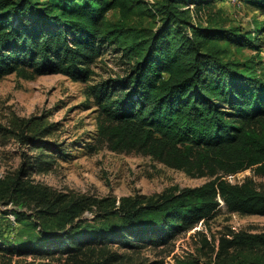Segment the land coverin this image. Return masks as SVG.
Segmentation results:
<instances>
[{"label": "trees", "instance_id": "16d2710c", "mask_svg": "<svg viewBox=\"0 0 264 264\" xmlns=\"http://www.w3.org/2000/svg\"><path fill=\"white\" fill-rule=\"evenodd\" d=\"M215 1L156 0L150 10L143 0H0V80L61 75L86 84L105 48L118 50L128 73L88 88L99 110V142L211 179L122 198L119 206L111 197L60 192L33 179L48 171L56 124L17 118L14 129L0 130L26 152L18 170L0 178V206L13 208L22 228L16 246L0 247V264H125L121 248L165 245L213 220L222 202L229 213L264 217V192L250 178H226L245 171L264 177V62L259 55L225 61L232 47L261 46L252 33L212 16L205 27L194 24L192 13H211ZM245 1L264 16V0ZM145 15L160 24L157 31L129 26ZM88 213L95 218L84 220ZM230 237L220 241L217 264H264V233Z\"/></svg>", "mask_w": 264, "mask_h": 264}, {"label": "rangeland", "instance_id": "374dc122", "mask_svg": "<svg viewBox=\"0 0 264 264\" xmlns=\"http://www.w3.org/2000/svg\"><path fill=\"white\" fill-rule=\"evenodd\" d=\"M153 9L156 0H143ZM209 12H193L194 24L207 26L208 16L220 19L227 27L252 33L260 49L230 48L225 61L240 62L255 58L264 62V33L256 29L264 25V16L245 0H216ZM108 18L117 21L118 13L111 12ZM136 26L145 32L157 31L160 27L149 15L134 16L129 26ZM130 70L122 52L105 48L102 56L93 66L94 76L88 83L73 82L61 75L44 76L26 80L9 75L0 80V126L12 130L17 118H44L56 124L52 136L56 145L46 149L48 171H36L35 182L50 186L60 192L73 191L100 199L137 197L150 198L173 190L197 188L211 179L192 177L138 153H115L108 145L99 142V110L96 100L88 88L109 79L125 76ZM261 73V68L259 69ZM59 150V151H58ZM26 152L13 136L0 130V178L18 170L21 154ZM63 152L64 154H62ZM35 153H32L34 155ZM232 184L243 183L250 178L256 187L264 192V177L252 171L226 177ZM222 202V201H221ZM222 209L216 217L198 225L194 230L180 233L165 245H143L135 250L120 249L128 260L125 264H217L216 256L222 238H231V233L245 231L252 234L264 233V217L242 216L229 213L222 202ZM8 211L9 215L4 212ZM12 207L0 206V247L16 246L21 225L11 214ZM95 214L88 213L84 220L91 221ZM208 242V245H207ZM14 261L23 258L13 256ZM32 261V256L28 257Z\"/></svg>", "mask_w": 264, "mask_h": 264}]
</instances>
